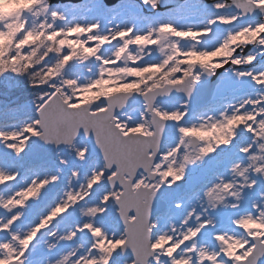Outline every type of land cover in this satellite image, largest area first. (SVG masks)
Masks as SVG:
<instances>
[{"label": "snow or ice", "instance_id": "obj_1", "mask_svg": "<svg viewBox=\"0 0 264 264\" xmlns=\"http://www.w3.org/2000/svg\"><path fill=\"white\" fill-rule=\"evenodd\" d=\"M0 264H264V0H0Z\"/></svg>", "mask_w": 264, "mask_h": 264}, {"label": "water", "instance_id": "obj_2", "mask_svg": "<svg viewBox=\"0 0 264 264\" xmlns=\"http://www.w3.org/2000/svg\"><path fill=\"white\" fill-rule=\"evenodd\" d=\"M78 0H71V2H76ZM53 3H58V2H68V0H52ZM107 3L113 4L116 2V0H106Z\"/></svg>", "mask_w": 264, "mask_h": 264}]
</instances>
